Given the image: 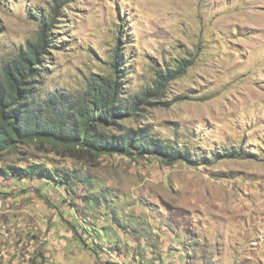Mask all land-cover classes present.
Returning a JSON list of instances; mask_svg holds the SVG:
<instances>
[{"label":"rangeland","instance_id":"1","mask_svg":"<svg viewBox=\"0 0 264 264\" xmlns=\"http://www.w3.org/2000/svg\"><path fill=\"white\" fill-rule=\"evenodd\" d=\"M64 1L56 17L52 0H0V79L44 21L43 93L112 75L114 50L128 92L187 57L123 124L150 126L190 160L38 142L0 152L3 169L36 161L78 177L66 192L0 174V264H264V0Z\"/></svg>","mask_w":264,"mask_h":264},{"label":"trees","instance_id":"2","mask_svg":"<svg viewBox=\"0 0 264 264\" xmlns=\"http://www.w3.org/2000/svg\"><path fill=\"white\" fill-rule=\"evenodd\" d=\"M52 2L53 16L57 17L58 8L68 1ZM51 25L44 21L39 27L38 39L27 42L25 49L2 66L0 152L38 142L68 149L71 156L83 152L91 157L114 154L128 158L157 157L166 164L190 160L188 150L162 140L150 126L133 128L123 124L126 119L135 117L148 100L161 96L167 84L185 72L190 59L183 57L155 70L149 86L128 92L123 81L124 63L114 50L110 61L112 75L95 74L89 77L83 90L76 93L64 88L43 93L36 83L43 68L42 54L50 46L47 29ZM223 154L237 158L239 151L228 150ZM0 174L43 180L46 184L63 187L66 192L78 178L74 173L51 169L36 161L25 166L8 165L0 168ZM78 228L89 235L82 225H72L75 233L79 232ZM112 247L122 253L116 243L111 244Z\"/></svg>","mask_w":264,"mask_h":264}]
</instances>
